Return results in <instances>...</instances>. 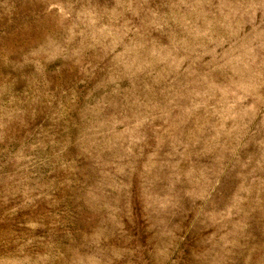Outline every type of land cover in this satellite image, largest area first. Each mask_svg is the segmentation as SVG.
<instances>
[{
	"label": "rangeland",
	"instance_id": "rangeland-1",
	"mask_svg": "<svg viewBox=\"0 0 264 264\" xmlns=\"http://www.w3.org/2000/svg\"><path fill=\"white\" fill-rule=\"evenodd\" d=\"M0 264H264V0H0Z\"/></svg>",
	"mask_w": 264,
	"mask_h": 264
}]
</instances>
